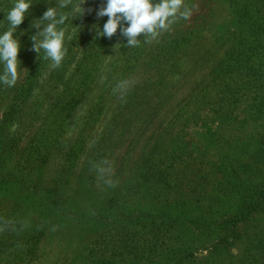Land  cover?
Returning a JSON list of instances; mask_svg holds the SVG:
<instances>
[{"label": "rangeland", "instance_id": "obj_1", "mask_svg": "<svg viewBox=\"0 0 264 264\" xmlns=\"http://www.w3.org/2000/svg\"><path fill=\"white\" fill-rule=\"evenodd\" d=\"M14 2L0 0V32L8 28L6 13ZM33 2L15 34L24 33L20 78L13 87L0 84V134L7 143L15 140L8 145L11 165L31 167L45 194L55 191L77 199L72 205L88 210L100 205L158 207L217 196L231 174L221 168L224 143L235 146L251 132L264 133V116L258 118L249 106L248 91L237 93L242 96L233 102L213 83L226 49L220 37L233 29L234 9L224 0H184L186 19H178L156 40L128 47L119 30L111 38L98 36L96 27L102 29L108 18H97L95 11L106 0H88L82 7L91 11L73 21L78 28L68 29V54L53 67L43 52L39 56L32 50L30 37L37 31L33 22L55 0ZM175 40L182 42L177 53L171 48ZM15 107L18 112L2 123ZM240 158L238 166L253 163L248 156ZM148 159L167 174L186 162L192 166L190 176L199 167L198 188L187 195L184 184L181 191L174 187L179 182L167 176L168 184L145 180V192L139 190L137 171ZM116 192L123 197L114 202ZM15 204L12 196L0 194V264H97L100 256L109 258V247L118 237L110 227L99 231L95 222H81L72 213L62 227H51L27 211L18 212V227L8 231L6 221L15 218L10 217ZM242 228L231 252L239 256L242 251L253 264H264V254L247 243L248 237L262 236L264 216ZM41 230L35 255L22 254L29 253L31 234ZM19 253L21 261L15 260Z\"/></svg>", "mask_w": 264, "mask_h": 264}, {"label": "trees", "instance_id": "obj_2", "mask_svg": "<svg viewBox=\"0 0 264 264\" xmlns=\"http://www.w3.org/2000/svg\"><path fill=\"white\" fill-rule=\"evenodd\" d=\"M224 1L234 9L236 18L233 29H226L228 35L220 37L226 49L223 59L215 67L218 73L213 83L233 102L242 96L237 93L248 91L251 94L249 106L258 118H263L264 0ZM181 44L176 40L171 41V48L177 53ZM17 110L18 107H15L6 113L2 123L10 120ZM4 139L0 134V194L6 193L16 200L15 210L10 215L15 218L6 221L8 231L12 226L18 227V212L32 211L51 227H62V222L67 218L65 216L72 213L81 222H95L99 231L110 227L118 234L115 243L109 247V252L112 251L109 258L100 256L97 264H253L246 257L247 253L241 251L237 256L231 252V248L232 240L243 229L242 225L264 216V133L251 132L249 137L235 146L224 143L226 152L221 168H229L222 172L231 174L225 185L217 189V196L210 194L209 197H196L194 202L181 199L158 207L140 206L137 209L125 205H100L91 211L72 205V202L78 203L77 199L57 196L55 191L45 194L41 181L35 179L31 167H20L21 162L11 165L13 155L8 145L15 140L10 139L7 143ZM241 155L252 158L253 163L244 162L238 166L242 161ZM34 167L39 165L34 164ZM28 168L29 173L26 171ZM156 168L150 159L142 164L137 171L139 190L145 180L168 184L167 176H170L171 180L179 182L175 188L181 190V184L185 185L187 192L184 193L188 195L198 188L197 180L202 177L199 167L190 176L192 166L187 162L182 167H176V173L174 170L167 174V170ZM141 191L145 192V189ZM118 195L114 193L112 201L121 200L123 195ZM261 231L260 238L247 239L250 249L259 255L264 254V232ZM43 233L42 230L33 232L27 243L30 244L29 253L22 254L34 256L35 244ZM99 233L102 237L103 232ZM205 251L207 254L203 255ZM89 254L95 255L94 250H90ZM200 255L201 259L198 258ZM15 258L23 260L20 253Z\"/></svg>", "mask_w": 264, "mask_h": 264}, {"label": "clouds", "instance_id": "obj_3", "mask_svg": "<svg viewBox=\"0 0 264 264\" xmlns=\"http://www.w3.org/2000/svg\"><path fill=\"white\" fill-rule=\"evenodd\" d=\"M88 0H55L49 3L42 18L36 19L32 28L37 29L30 37L32 50L59 67L68 54L66 41L72 39L69 27L78 28L73 21L83 17L91 9L82 7ZM33 0H15L6 13L8 28L0 32V84L13 87L23 70L19 54L20 35H15L29 15ZM97 18L107 17L102 29L97 26L98 36L113 37L118 30L126 38L128 47H136L142 41L156 40L178 19H186L189 10L184 0H106L105 5L95 11ZM143 37L141 39L140 37Z\"/></svg>", "mask_w": 264, "mask_h": 264}]
</instances>
